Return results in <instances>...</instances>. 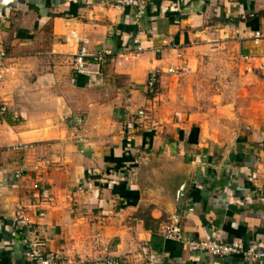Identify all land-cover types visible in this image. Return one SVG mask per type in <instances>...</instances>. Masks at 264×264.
I'll return each mask as SVG.
<instances>
[{
  "label": "crops",
  "instance_id": "1",
  "mask_svg": "<svg viewBox=\"0 0 264 264\" xmlns=\"http://www.w3.org/2000/svg\"><path fill=\"white\" fill-rule=\"evenodd\" d=\"M70 30L82 42L67 43ZM79 46L110 51L100 75L74 71ZM0 49V264H32L20 209L71 262L264 264V104L237 107L264 102V0H149L141 23L114 0H0ZM227 49L242 89L204 70ZM172 173L191 177L178 220L157 191ZM173 223L263 256L191 253L165 238Z\"/></svg>",
  "mask_w": 264,
  "mask_h": 264
},
{
  "label": "built area",
  "instance_id": "2",
  "mask_svg": "<svg viewBox=\"0 0 264 264\" xmlns=\"http://www.w3.org/2000/svg\"><path fill=\"white\" fill-rule=\"evenodd\" d=\"M149 0H114V6L117 9L131 8L134 11V19L136 23H141L146 16ZM254 14L242 15V19L253 17ZM255 43H258L263 34L261 31L251 32L249 35ZM65 40L67 43L82 42L81 37L76 30H70L66 35ZM140 51L141 48H138ZM111 53L105 49H99L94 53H90L85 46H79L74 55V71L77 74H101L102 66L106 63L108 56ZM8 54L5 50L0 49V81L3 77V68ZM169 72L174 73V69H169ZM159 70L153 69L148 76L146 90L150 95L156 93V86L158 82ZM8 112L7 104L4 100L0 99V118ZM15 149H30L31 145H18ZM23 169L16 171L15 177L22 176ZM37 187V186H36ZM17 229H21L25 245L28 252V259L32 264H121V262L113 257H100L95 260H79L71 262L62 253H48L40 239L38 238L34 222L26 215L25 209H20L17 218L14 222ZM164 236L167 239H172L185 244L188 251L191 253H208L216 257H229L233 255H242L248 259H256L262 257L263 254H258L253 250L245 249L244 245L239 241H227L222 239L214 240H200L187 237L181 228L176 224H171L164 230Z\"/></svg>",
  "mask_w": 264,
  "mask_h": 264
},
{
  "label": "rangeland",
  "instance_id": "3",
  "mask_svg": "<svg viewBox=\"0 0 264 264\" xmlns=\"http://www.w3.org/2000/svg\"><path fill=\"white\" fill-rule=\"evenodd\" d=\"M225 52L224 54H226L228 56V58L224 57L223 59L221 58L220 60L221 61H214V59H212L209 63H206L204 65V70L205 71H215V70H222V71H225V72H228L229 74H227L226 77L222 78V80L225 82V85L226 84H229V85H233L234 89L235 88H240L242 89L243 85L245 86V80L242 79V78H239V77H236V74H233L232 72L234 71H237L240 69V67L238 66L237 67V63L235 62L234 58L232 59L230 56H232L233 54V51L231 50H226V51H223ZM231 59V60H230ZM219 60V59H218ZM243 76V73L241 74ZM212 80L211 78H208V81ZM227 89V86H225ZM232 88H230L229 90H231ZM236 91V90H235ZM231 94V93H230ZM232 96V95H231ZM235 97V94L233 95V98ZM246 99H249V101H252V103H250L249 106H252V104L254 105L255 107V110L257 112L260 111V109L263 108V104L264 102H261L259 101V95L256 94L255 96H252L250 95L249 98L246 96V98H241L240 101H237V107L238 106H241L242 107H248V101H246ZM243 111V110H242Z\"/></svg>",
  "mask_w": 264,
  "mask_h": 264
},
{
  "label": "water",
  "instance_id": "4",
  "mask_svg": "<svg viewBox=\"0 0 264 264\" xmlns=\"http://www.w3.org/2000/svg\"><path fill=\"white\" fill-rule=\"evenodd\" d=\"M181 168L184 169V167H181ZM174 175L175 174L172 173V175L170 176L172 178L167 183L166 182L162 183L160 185L161 187L159 186L160 190H157V191L163 192L164 194H166L172 199L175 205V216L174 217L176 218V220H178V217L183 210L185 201L189 193L191 177L189 175L188 177L184 176V177H180L177 179L175 178ZM165 187H167V190H165ZM155 188H157V186H155ZM149 191H151V189Z\"/></svg>",
  "mask_w": 264,
  "mask_h": 264
}]
</instances>
